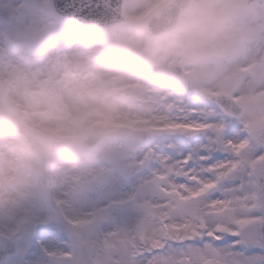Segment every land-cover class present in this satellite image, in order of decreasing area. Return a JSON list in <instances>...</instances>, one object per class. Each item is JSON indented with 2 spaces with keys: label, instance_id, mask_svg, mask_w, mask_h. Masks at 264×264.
<instances>
[{
  "label": "rangeland",
  "instance_id": "obj_1",
  "mask_svg": "<svg viewBox=\"0 0 264 264\" xmlns=\"http://www.w3.org/2000/svg\"><path fill=\"white\" fill-rule=\"evenodd\" d=\"M47 1L0 0L20 13L10 24L0 21V87L8 89L13 104L12 114L0 118V235L22 236L35 224L62 216L72 226L57 217L51 238L36 241L56 252L55 261L35 250L31 255L42 264H110L123 258V248L132 243L138 215L130 204L119 203L134 187L135 181L126 177L149 182L140 174L159 134L145 143L107 139L91 151L77 137L85 131L108 133L116 126L182 131L190 127L183 121L194 106L206 104L207 95L217 91L245 108L241 117L254 130L264 126V55L258 52L264 41V6L231 0L226 14L189 16L184 29L208 37L207 44L190 51L174 33L149 38L144 15L156 0H124L125 23L107 31L61 20ZM188 15L187 10L181 18ZM173 63L184 70L181 83L168 77ZM195 85L203 98L193 92ZM85 108L102 118L84 121L80 114ZM40 133L68 140L59 148H45ZM40 156L46 159L44 170ZM114 210L117 216L109 217ZM165 219L160 223L141 216L137 243L158 249L163 242L191 238L202 227ZM254 219L237 224L254 227ZM125 230L130 235L112 238L113 231ZM80 243L86 248L83 260ZM190 255L212 264L207 248L190 250ZM172 258L187 264L182 251Z\"/></svg>",
  "mask_w": 264,
  "mask_h": 264
},
{
  "label": "snow or ice",
  "instance_id": "obj_2",
  "mask_svg": "<svg viewBox=\"0 0 264 264\" xmlns=\"http://www.w3.org/2000/svg\"><path fill=\"white\" fill-rule=\"evenodd\" d=\"M57 3L67 8L65 0ZM239 113L238 107L224 101L194 106L183 121L190 126L187 130L158 135L140 174H146L149 182L126 177L135 181L134 187L119 203L130 204L138 215L132 243L123 248V258L110 264H177L172 256L178 251L188 257L187 264H207L190 255V250L205 248L213 256L212 264H264V129L254 130ZM141 216L153 222L166 217L165 223L202 227L191 238L151 249L141 247L134 234L143 227L138 223ZM57 217L71 225L56 216L35 224L22 236L0 237L4 249L0 264H42L31 255L34 250L54 262L56 252L36 241L51 238ZM243 218H255L257 226L240 227L237 220ZM124 235H130L129 231H113L112 238ZM179 264H185L184 260Z\"/></svg>",
  "mask_w": 264,
  "mask_h": 264
},
{
  "label": "water",
  "instance_id": "obj_3",
  "mask_svg": "<svg viewBox=\"0 0 264 264\" xmlns=\"http://www.w3.org/2000/svg\"><path fill=\"white\" fill-rule=\"evenodd\" d=\"M67 8L58 7L57 0H52L53 10L60 16L76 22L80 25H93L100 29H107L112 26L118 25L124 22L123 17V0H71V4L68 0H65ZM72 5H76L75 8ZM91 5L90 8L87 6ZM189 4L187 0H166L157 6L147 17V28L150 33L156 37L168 34L173 30V24L176 17H179L180 13L188 8ZM82 9H86L82 11ZM18 15V13L8 6H0V18L9 22L10 19ZM173 78L179 80L182 78L181 71L172 69ZM210 102L224 101L230 102L240 109L241 114L244 109L236 105L235 102L224 94H215L209 97ZM11 112V106L8 96L0 90V116L6 117ZM157 131L149 130L143 131L137 135L140 140H146L151 136L157 134ZM128 136L127 129H121L113 133L115 138H125ZM102 134L86 133L79 138V142L82 146L92 149L103 139ZM42 141L48 146L56 147L64 144V140L56 138L51 135H42ZM116 211L110 213V217L116 215ZM81 257L84 258L86 251L84 246H80ZM4 255V249L0 246V256Z\"/></svg>",
  "mask_w": 264,
  "mask_h": 264
},
{
  "label": "clouds",
  "instance_id": "obj_4",
  "mask_svg": "<svg viewBox=\"0 0 264 264\" xmlns=\"http://www.w3.org/2000/svg\"><path fill=\"white\" fill-rule=\"evenodd\" d=\"M187 3L191 6L188 9L189 15L183 18L176 17L174 20V38L180 42L184 49L195 51L208 43V37L204 33L197 34L198 29L191 33L184 29L189 16H199L201 13L208 11H211L216 16L226 14L231 0H187ZM209 6L212 7L209 8ZM80 115L84 121L102 118L99 113L86 108L82 110ZM3 159L4 157L0 155V161H3Z\"/></svg>",
  "mask_w": 264,
  "mask_h": 264
}]
</instances>
